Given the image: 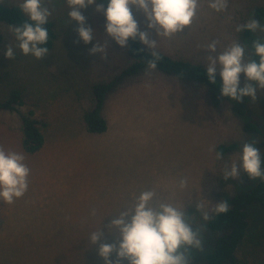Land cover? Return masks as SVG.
Instances as JSON below:
<instances>
[{
	"label": "rangeland",
	"instance_id": "374dc122",
	"mask_svg": "<svg viewBox=\"0 0 264 264\" xmlns=\"http://www.w3.org/2000/svg\"><path fill=\"white\" fill-rule=\"evenodd\" d=\"M96 4L80 10L94 31V40L84 44L77 37V23L68 21L65 0L46 2L56 39L39 60L18 49L14 57L5 58L3 49L16 42L11 27L0 23V100L12 89L21 94L14 110H0V147L22 151L30 169L25 194L12 204L0 202V264H104L98 247L116 242L108 229L111 219L147 189L155 190L154 203L169 201L184 208L201 238L192 264H205L218 234L208 229L202 212L212 215L215 203H228L234 194L264 180L244 173L227 179L223 175L245 141L255 140L264 158V89L254 100L243 97L237 102L148 69L122 79L107 93L106 130L88 132L82 115L93 106V84L114 78L128 62L126 46L106 35ZM257 6L264 7V0H228L226 10L216 12L208 0H200L192 24L168 38L156 36L143 13L130 8L139 30L156 39L154 49L206 66V48L213 40L218 50L242 41L246 58L258 62L251 56V42L264 40V24L252 40H243L235 30ZM95 43L102 47V56L90 53ZM245 82L241 73L240 86ZM28 114L41 122L44 135V144L34 153L21 145V118ZM246 123L259 132L245 131ZM231 142L237 147L216 159L217 145ZM181 177L187 181L184 189L177 186ZM248 224L235 264H264V208L250 206ZM97 227L100 237L89 244L88 234ZM109 259L116 260L115 252ZM120 264L128 262L121 259Z\"/></svg>",
	"mask_w": 264,
	"mask_h": 264
},
{
	"label": "clouds",
	"instance_id": "9594fccd",
	"mask_svg": "<svg viewBox=\"0 0 264 264\" xmlns=\"http://www.w3.org/2000/svg\"><path fill=\"white\" fill-rule=\"evenodd\" d=\"M50 0H19L18 7L22 16L21 23L11 25L15 47L6 46L3 56L10 59L16 49L22 55H31L39 60L48 52L42 45L48 42L51 11L44 7ZM68 6V21H75L78 39L84 44L94 40V31L85 25L81 9L96 3V0H65ZM200 0H100L96 11L104 18V31L116 45L125 47L130 39L138 40L149 50L156 46V39H149L146 31L138 28L130 5L141 11L147 21V28L154 29L156 36L168 38L188 28L196 16ZM208 6L216 12H223L228 0H208ZM262 25L253 16L247 22L237 25L236 32H256ZM90 53H100L102 47L97 43L89 49ZM207 65L204 74L209 83L216 84L219 75V92L222 97L239 102L243 97L256 99L257 91L264 89V40L251 42V56L258 57V62L247 57V45L239 40L218 50V42L211 41L206 48ZM153 59L147 61L149 69L156 68L159 54L151 53ZM245 83L240 86V74ZM216 159H223V153L216 151ZM30 169L22 151L0 147V202L12 204L28 190ZM244 173L250 179H264V158L255 140L245 141L240 145L238 159L224 169V178H236ZM187 181L181 177L177 186L186 187ZM154 189L140 191L135 195L130 208H126L111 219L108 229L116 237L115 243H101L98 255L104 264H120L124 259L128 264H192L193 250L201 248L199 229L193 228L184 208L169 201L154 203ZM214 213L224 214L229 211L226 201L215 203ZM94 214V211H93ZM204 220L209 219L207 211L202 212ZM100 237L97 227L88 234L89 244H94ZM115 252L116 260L109 259Z\"/></svg>",
	"mask_w": 264,
	"mask_h": 264
},
{
	"label": "trees",
	"instance_id": "16d2710c",
	"mask_svg": "<svg viewBox=\"0 0 264 264\" xmlns=\"http://www.w3.org/2000/svg\"><path fill=\"white\" fill-rule=\"evenodd\" d=\"M100 3V0H96ZM253 17L264 24V7L257 6L253 9ZM26 17L22 16L18 4L0 0V23L8 26L15 25L24 21ZM49 30L48 42L43 47L48 50L52 47L56 39V32L53 23L45 25ZM252 32H242L243 40H252ZM155 51L159 54L154 70L184 83H196L210 90L219 92L220 79L216 76V84L208 82L203 64L174 57L161 50H149L138 40L130 39L126 45L128 62L122 66L120 72L107 82H96L92 86L93 106L83 112L82 119L88 132L101 133L106 130L107 121L103 115V105L107 93L116 86L122 79L133 77L148 70L147 61L153 59L151 53ZM21 104V94L19 90L12 89L7 96L0 100V110H14L16 105ZM22 136L21 145L25 152L34 153L44 144V135L41 130V122L32 117L31 114L22 116ZM245 131L259 132L256 125L246 123ZM237 147V143L219 144L216 151L223 154L229 153ZM262 151L264 155V140L262 141ZM229 211L224 214H215L209 216L206 220V226L209 230L218 235L215 239L213 248L205 254V264H235L237 262L236 252L241 241L246 237L249 228L248 209L250 206L264 208V180L258 181L250 189L242 190L228 199Z\"/></svg>",
	"mask_w": 264,
	"mask_h": 264
}]
</instances>
